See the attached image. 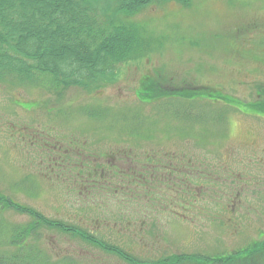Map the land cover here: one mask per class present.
<instances>
[{"label":"rangeland","instance_id":"1","mask_svg":"<svg viewBox=\"0 0 264 264\" xmlns=\"http://www.w3.org/2000/svg\"><path fill=\"white\" fill-rule=\"evenodd\" d=\"M95 1L104 14L107 0ZM116 17L137 45L110 85L58 94L0 79V196L55 221L108 223L117 231L131 224L130 234L111 229L100 237L130 259L57 229L40 228L22 248L23 238L18 245L13 236L31 221L10 208L0 210V256L34 264H213L204 258L236 254L230 264H264V0L157 2ZM185 89L203 93L187 90L177 99L170 92ZM24 135L46 136L61 149L72 144L74 151L83 144L124 176L137 167L110 153H147L139 164L158 178L154 192L173 200L163 204L170 210L155 198L126 206L102 197L94 201L101 206L81 203L75 188L46 177L53 153L45 157L42 145ZM78 170L71 164L64 171ZM174 192L185 193L186 203ZM135 209L150 216L141 221ZM125 212L136 213L130 223L120 218Z\"/></svg>","mask_w":264,"mask_h":264},{"label":"trees","instance_id":"2","mask_svg":"<svg viewBox=\"0 0 264 264\" xmlns=\"http://www.w3.org/2000/svg\"><path fill=\"white\" fill-rule=\"evenodd\" d=\"M166 1L187 4L189 0H107L108 9L106 10L105 2L102 5L104 14H101L94 5L95 0H0V79L11 78L8 80L33 82L37 87L42 86L58 94L63 92V89L71 87L88 92L100 90L115 82L114 79L118 76L117 65L124 63L137 45L133 30L120 25L117 17L113 21V15L133 14L148 5ZM108 12L114 14L111 13L112 17L107 20L105 14ZM187 90L203 93V89H185L181 92L170 90V92L175 94L174 97L177 99H182L180 94ZM215 97L227 101L229 105L235 102L226 96L215 94ZM24 137H28L32 145L41 144L45 157H50L45 154L53 153L55 158L50 157L44 163L45 167L53 172H44L49 175L46 177H50L49 180L59 179L63 184H67L68 188H75L79 193L78 196L85 201L81 203L101 206L103 202L94 201L101 199L96 197H102V200L115 198L126 206L125 202L128 201H132L133 204H145L151 201V198H155L158 207L165 211L170 210V207H165L163 204L166 203L165 201L170 204L173 200L154 192L156 187L152 180L156 182L158 178L146 176L150 168L139 164L140 157H144L147 153L136 158V154L129 151L111 152V157H118L121 160L120 158L124 156L132 161L135 165L134 169L137 167L131 175L124 176L122 172L115 170L116 165L109 163L104 155L87 151L83 144L73 147L74 151L70 150L72 144H69V147L65 145L64 149L55 145L50 146L46 136H42L44 139L41 140L34 138V135H24ZM89 155L94 159H89ZM84 156L87 159H84ZM71 164L79 165L77 173L64 171L69 169ZM168 166L165 167L169 168ZM61 170L64 174L60 173ZM151 184L153 187H150ZM122 190L125 191V195L121 194ZM170 196L177 199L181 205L186 203L185 193L174 192ZM9 208L27 215L31 221L25 231L21 229L13 236L20 240L18 245L23 238L22 248L25 247L26 238L36 235L40 228L57 229L70 237H80L89 241L103 251H115L122 257L129 258L125 251L122 252L118 247L100 239L103 230L117 231L115 227H107L108 223L103 226L95 224L88 227L87 223L84 224L79 220L74 223L55 221L0 196V210ZM149 211L151 210L135 209V212L141 216V221L150 216ZM136 213L129 215L125 212L120 218L129 222ZM182 217L184 219L186 216L183 214ZM131 227V224L124 223L117 233L130 234ZM235 255L204 259L213 264L216 262V264H230ZM178 258L193 259L184 256ZM0 264L34 263L26 262L16 255L10 259L0 256Z\"/></svg>","mask_w":264,"mask_h":264}]
</instances>
